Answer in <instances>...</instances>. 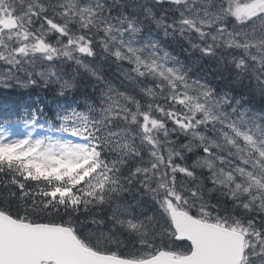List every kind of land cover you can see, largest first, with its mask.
Here are the masks:
<instances>
[{
    "label": "snow or ice",
    "instance_id": "obj_1",
    "mask_svg": "<svg viewBox=\"0 0 264 264\" xmlns=\"http://www.w3.org/2000/svg\"><path fill=\"white\" fill-rule=\"evenodd\" d=\"M81 74L44 124L0 104V264H264V0H0V90Z\"/></svg>",
    "mask_w": 264,
    "mask_h": 264
},
{
    "label": "trees",
    "instance_id": "obj_2",
    "mask_svg": "<svg viewBox=\"0 0 264 264\" xmlns=\"http://www.w3.org/2000/svg\"><path fill=\"white\" fill-rule=\"evenodd\" d=\"M158 38L160 39L161 43L166 47V49L167 50L169 49V51L172 53L173 56L175 55L180 61L183 62V65L186 70L188 69L191 70L189 74H191L194 77H200L201 79L206 80L211 86L215 87L217 91L231 90L234 94H238L239 91L238 89L236 90V86L231 84L230 76H227L226 78L218 79V77L225 76V73L223 72V70H220L218 68V62L216 60H214V62L211 61V64H206L203 60L200 59L198 53H193L192 55L187 54L184 51V48L187 47V44L179 37L175 39L171 37L165 39L162 36V34H159ZM171 50H173V52ZM205 59L208 60V58ZM101 63L103 64L104 67L105 76L106 74L108 75L112 73L115 75V70L113 67L108 66L104 62ZM70 67L71 69H69ZM73 67L74 66L69 65L65 70V74L68 77L75 74ZM76 81H77V88L75 92H73L71 95H66L64 97L57 96L55 92L52 90V86H50L49 88H42V87L33 88L32 89L33 92L30 93L31 102H33V108L31 111H33L34 109L43 108L44 113L42 116L49 118V116L54 115V112L57 109L61 108L62 105L64 104L73 105V103L76 101V98L77 101L78 100L80 101L81 97H84V95L85 96L90 95V89L92 85L95 83L94 79L87 76V74H81L80 76L77 77ZM241 90L242 89H240V91ZM15 95H17L15 92L13 93L8 90L2 91L0 94V104H3L4 101H9L12 105H14L16 102ZM253 99L257 102L261 101L259 97H253ZM251 103L254 104L253 102ZM262 104H264V100H262ZM254 105L256 106V104ZM27 118L28 116H26L25 119ZM2 122L3 120L0 121V123Z\"/></svg>",
    "mask_w": 264,
    "mask_h": 264
},
{
    "label": "bare ground",
    "instance_id": "obj_3",
    "mask_svg": "<svg viewBox=\"0 0 264 264\" xmlns=\"http://www.w3.org/2000/svg\"><path fill=\"white\" fill-rule=\"evenodd\" d=\"M166 46H167V45H166ZM169 48H170V46H169ZM168 50H169V49H168ZM171 51L173 52V50H171ZM176 51H178V50H176ZM175 54H176V53H175ZM174 56H175V55H174ZM180 58H181V56H180ZM202 60H203L206 64H211V62L209 61L210 59L206 60V59L204 58V59H202ZM211 60H213V59H211ZM70 66H71V65H70ZM69 69H71V67H70ZM69 69H68V70H69ZM73 69H74V67H73ZM190 75H191V74H190ZM191 76H192V75H191ZM111 77H112V76H111ZM193 77H194V76H193ZM112 78H113V77H112ZM237 89H238L239 92L242 91V90L240 91L241 88L236 87V90H237ZM252 99H253V98H252ZM250 103H251V100H250ZM251 104H252V103H251ZM63 106H67V105L64 104V105H62V107H63ZM58 107H60V106H58Z\"/></svg>",
    "mask_w": 264,
    "mask_h": 264
},
{
    "label": "rangeland",
    "instance_id": "obj_4",
    "mask_svg": "<svg viewBox=\"0 0 264 264\" xmlns=\"http://www.w3.org/2000/svg\"><path fill=\"white\" fill-rule=\"evenodd\" d=\"M211 61L214 62V60H211V59H210V62H211ZM71 73H72V72H71ZM106 76H107L108 78L113 79V80L115 79V75H114L113 73H112V74H108V75L106 74ZM111 76H112L113 78H112ZM77 81H78V80H77ZM77 81H76V85H77ZM63 107H65V106H63Z\"/></svg>",
    "mask_w": 264,
    "mask_h": 264
}]
</instances>
